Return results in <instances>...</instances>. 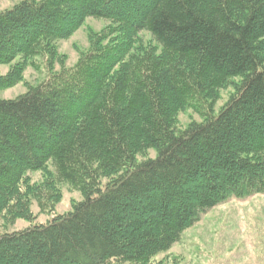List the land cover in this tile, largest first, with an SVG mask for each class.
<instances>
[{
	"label": "trees",
	"instance_id": "obj_1",
	"mask_svg": "<svg viewBox=\"0 0 264 264\" xmlns=\"http://www.w3.org/2000/svg\"><path fill=\"white\" fill-rule=\"evenodd\" d=\"M89 17L110 25L66 67ZM37 58L44 79L0 98V222L52 208L61 181L83 198L0 233V264H166L204 213L264 194V0H22L0 11V91ZM188 107L202 120L179 127Z\"/></svg>",
	"mask_w": 264,
	"mask_h": 264
},
{
	"label": "rangeland",
	"instance_id": "obj_2",
	"mask_svg": "<svg viewBox=\"0 0 264 264\" xmlns=\"http://www.w3.org/2000/svg\"><path fill=\"white\" fill-rule=\"evenodd\" d=\"M22 0H0V11L11 8ZM110 25V22L89 17L69 38L59 42V54L65 56L66 67L74 66L80 57V51L89 48L91 33H97ZM140 36L146 41L155 43L148 31ZM35 66L27 67L25 81L13 87L0 91V98H14L27 90V83L37 84L46 75L44 63L37 58ZM9 65H0V70L6 72ZM56 69H60L57 64ZM27 82V83H25ZM233 87L220 91V99L215 106V112L226 102ZM202 120L201 114L194 108H186L178 115V126L184 127L190 121ZM156 152L150 150L149 156ZM143 159L142 156L139 157ZM33 181H41V171L31 172ZM61 193L60 201L51 208L50 201L39 207L33 201V218L31 220L18 219L12 224L0 222V233L24 229L33 224L47 223L55 215L64 214L72 209L74 202L83 196L71 184L61 181L58 185ZM156 261L164 260L166 264H264V194L245 199H231L204 213L199 221L186 229L180 240L169 250L159 253Z\"/></svg>",
	"mask_w": 264,
	"mask_h": 264
}]
</instances>
